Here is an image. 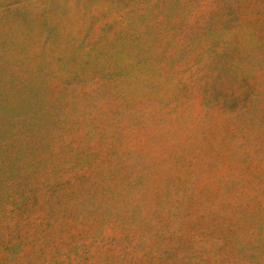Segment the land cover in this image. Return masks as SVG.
<instances>
[{
  "label": "rangeland",
  "instance_id": "rangeland-1",
  "mask_svg": "<svg viewBox=\"0 0 264 264\" xmlns=\"http://www.w3.org/2000/svg\"><path fill=\"white\" fill-rule=\"evenodd\" d=\"M0 264H264V0H0Z\"/></svg>",
  "mask_w": 264,
  "mask_h": 264
}]
</instances>
